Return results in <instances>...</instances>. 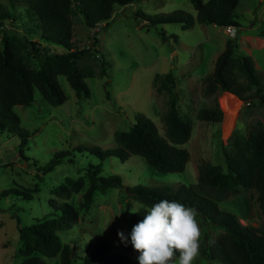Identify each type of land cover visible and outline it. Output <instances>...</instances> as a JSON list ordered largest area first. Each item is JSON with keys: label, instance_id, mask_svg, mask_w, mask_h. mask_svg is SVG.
I'll return each instance as SVG.
<instances>
[{"label": "rangeland", "instance_id": "obj_1", "mask_svg": "<svg viewBox=\"0 0 264 264\" xmlns=\"http://www.w3.org/2000/svg\"><path fill=\"white\" fill-rule=\"evenodd\" d=\"M177 10L196 16L190 0H136L130 6L116 7L97 42L92 41L96 31L86 26L81 14L73 15V48H86L77 63L85 73L89 94L78 98L65 75L60 74L57 79L66 96L62 104L47 103L35 90L32 104L14 107L20 118V130L29 133L25 144H19L18 135L0 131V192L21 187L32 194L30 200L18 196L0 200V264H21L24 257L19 252L18 227L32 223L62 202L70 203L78 212L77 220L59 231L61 243H70L73 248V264H81L86 245L98 240L109 245V252L125 253L138 262L139 253L131 246L130 233L142 218L134 221L131 214L143 204L129 196L126 187L140 184L176 188L185 184L198 190L201 167L206 164L225 167L223 151L231 149L235 137L247 136L264 123V105L255 95L257 88L244 76L240 75L239 81L249 87L245 93L253 96L246 103L228 92L205 91L206 76L212 73L217 56L226 42L235 37L237 51L252 57L260 78V94H264V0H239L235 11L241 26H231V32L227 27L198 22L188 28L173 23L149 27L136 13L154 16ZM0 11L13 16L6 17L0 27V51L3 29L10 36L36 38L27 32L34 21L27 14L25 0H0ZM161 30L166 34L164 41L158 35ZM22 52L30 67H39L31 52L26 48ZM172 98L180 117L192 123L190 137L182 145L189 152L185 170L159 172L136 154L125 160L105 158L100 175H117L121 186L96 190L86 211L82 206L83 194L90 185L86 169L100 160L85 150L75 149L117 147L115 131H127L137 114L153 121L159 134L165 136L164 117ZM216 104L223 113L221 122L197 117L201 108ZM57 152H71L73 162L66 159L50 172L38 173L39 167ZM61 185L69 188L68 198L55 194ZM204 190L203 193L217 200L221 210L235 214L242 224H262L254 188L239 186L223 194L209 188ZM197 220L201 236L194 264H210L203 253L206 251L209 257L214 248L211 242L226 230L216 225L205 227L198 215ZM118 231L129 237L127 245L121 243ZM215 252L219 255L218 250ZM43 259L45 264H60L59 255ZM212 262L223 264L218 259Z\"/></svg>", "mask_w": 264, "mask_h": 264}, {"label": "trees", "instance_id": "obj_2", "mask_svg": "<svg viewBox=\"0 0 264 264\" xmlns=\"http://www.w3.org/2000/svg\"><path fill=\"white\" fill-rule=\"evenodd\" d=\"M135 1L25 0L27 14L34 21L31 30L27 32L36 38L32 40L10 36L3 29V49L0 51V131L18 135L19 144H25L29 133L20 130V118L14 107L32 104L35 90L47 103L54 106L62 104L66 96L57 79L60 74L65 75L78 98L87 96L89 90L84 82L85 73L77 63L86 48H73V15L80 13L89 28L98 23L102 24L100 31L95 32L92 38L93 42H97V36L112 19L116 7L130 6ZM190 1L196 11L195 17L180 10L154 16L140 11L136 13L149 27L173 23L188 28L195 22L222 28L241 26L235 11L239 0ZM6 17L13 18L8 12L0 11V27ZM158 35L165 40L164 31H158ZM23 48L38 59V68L29 66L22 52ZM57 48H60L61 52L56 51ZM237 48L235 37L226 42L225 48L216 58L212 73L206 76L205 91L228 92L246 103L253 96L245 93L249 87L239 81V76L242 75L249 84L257 88L255 93L258 95H255L264 105V94H260L261 83L254 61L250 55L238 52ZM222 115L217 104L211 108H201L197 113L199 119L213 123L221 122ZM164 120L165 136L159 134L153 121L137 114L127 131H115L117 147L107 150L98 146L75 149L77 152L85 150L100 160L97 164H89L86 169L90 178V185L83 194L82 206L86 211L90 208L96 190L104 191L112 186H121L117 175H100L105 158L114 156L125 160L130 154H136L142 156L159 172L185 170L189 152L182 145L190 137L192 123L180 117L174 98L170 100ZM66 159L73 162L74 154L57 152L46 164L39 167L38 173L50 172ZM223 160L225 167L208 164L201 167L198 190L185 184H179L176 188L140 184L126 187L127 194L143 204V207L131 216L134 221L143 219L147 208L153 204L165 199L178 201L195 208L205 227L216 225L225 228L226 231L211 242V247L214 248L209 251L213 253H210L209 257L206 251L203 253L210 264H213L214 259L223 264H264V123L255 127L247 136L235 137L231 149L223 151ZM239 186L256 190V200L263 217L260 226L242 224L238 216L221 210L217 200L203 193L205 188H209L223 194L234 191ZM55 194L68 198L70 190L61 185L55 190ZM8 196L32 199L31 190L21 187L0 192V200ZM77 218V210L68 202H62L51 212L27 225L21 226L19 218H16L17 224L20 225L19 252L24 257L21 264H45L43 257L57 255L60 264H73V248L70 243H61L59 231L71 226ZM207 236L208 231L205 233L206 239ZM109 250V245L101 240L89 243L86 245L81 264H138L125 253H111ZM216 250L219 255H216Z\"/></svg>", "mask_w": 264, "mask_h": 264}, {"label": "clouds", "instance_id": "obj_3", "mask_svg": "<svg viewBox=\"0 0 264 264\" xmlns=\"http://www.w3.org/2000/svg\"><path fill=\"white\" fill-rule=\"evenodd\" d=\"M197 215L195 208L175 200H161L148 208L130 233L138 264H194L201 236ZM117 235L121 243H129L123 231Z\"/></svg>", "mask_w": 264, "mask_h": 264}, {"label": "built area", "instance_id": "obj_4", "mask_svg": "<svg viewBox=\"0 0 264 264\" xmlns=\"http://www.w3.org/2000/svg\"><path fill=\"white\" fill-rule=\"evenodd\" d=\"M100 27H101V23H98L97 25H95V26L93 27V30L96 31V32H98V31H100ZM231 29H232L231 26H227V30H228L229 32H231Z\"/></svg>", "mask_w": 264, "mask_h": 264}]
</instances>
